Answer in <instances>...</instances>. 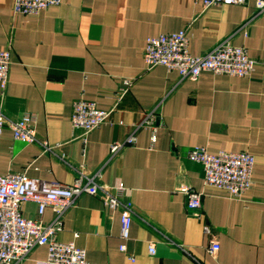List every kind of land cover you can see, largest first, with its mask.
Instances as JSON below:
<instances>
[{
	"label": "crops",
	"instance_id": "1",
	"mask_svg": "<svg viewBox=\"0 0 264 264\" xmlns=\"http://www.w3.org/2000/svg\"><path fill=\"white\" fill-rule=\"evenodd\" d=\"M204 0H62L37 14L16 13L14 0H0V49L11 47L0 109L11 119L34 116L37 135L53 145L44 151L5 128L0 138V174L70 184L83 169L101 180L124 183L120 197L132 201L130 235L121 238L120 210L98 195L84 194L63 219L57 234L74 241L96 264H264V13L247 6L204 7ZM249 21L247 33L240 30ZM187 30L189 51L202 55L234 35L257 60L244 77L203 71L181 79L159 65L146 68L149 36ZM132 85L125 93V81ZM87 99L111 111L109 121L87 136L74 129V102ZM154 130L141 126L151 111ZM136 133L135 144L112 156L111 147ZM202 146L209 153L247 151L255 157L253 185L241 199L207 185L202 164L189 158ZM202 194L200 216L187 208L186 191ZM27 218L51 223L55 211L40 214L23 205ZM219 243L216 257L208 252ZM155 243L156 253L149 247ZM126 245L124 251L122 245ZM39 246L21 264H46Z\"/></svg>",
	"mask_w": 264,
	"mask_h": 264
},
{
	"label": "built area",
	"instance_id": "2",
	"mask_svg": "<svg viewBox=\"0 0 264 264\" xmlns=\"http://www.w3.org/2000/svg\"><path fill=\"white\" fill-rule=\"evenodd\" d=\"M255 6V15L264 13V0H204V7L223 4L247 6L249 2ZM62 0H14L16 13L37 14L53 6L61 4ZM245 22L240 30L247 33ZM233 36H228L202 55H192L189 51L190 36L187 30L147 38L144 61L148 70L162 65L169 71H177L181 79H196L203 71L215 74L244 77L250 75L257 60L250 57L245 46L236 45ZM12 65V49H0V85L7 88ZM125 81L122 93L132 85ZM151 111L145 115L138 125L149 126L154 130L152 141L157 140L155 121L159 116ZM111 111L98 107L97 103L87 99L74 102L71 115L74 129L82 131L85 137L94 129L107 123ZM34 116L26 113L21 119L14 120L6 116L0 109V138L5 128L12 130L14 137L26 143H38L44 151L54 152V146L37 135L34 127ZM136 133H132L123 142H116L111 147L112 156L116 155L125 145L135 144ZM189 158L202 164L204 181L207 185L225 189L229 196L241 199L253 185L255 157L247 151H220L209 153L205 147L195 146L189 152ZM101 171L90 174L78 170L77 176L70 184L48 181L31 177L25 172H9L0 174V264H21L39 246L48 247L46 264H96L86 257V250L74 241H61L57 234L63 229L65 213L72 208L79 197L84 194L98 195L104 204L121 213V238L127 240L130 235L134 216L132 201H124L120 197L126 192L124 183L114 186L101 180ZM187 208L195 216H200L202 194L194 189L186 192ZM35 202L40 214L51 207L56 215L51 223L27 218L22 208L26 202ZM126 245L121 246L124 251ZM152 254L156 253L155 243L149 247ZM219 243L213 239L208 252L216 257Z\"/></svg>",
	"mask_w": 264,
	"mask_h": 264
}]
</instances>
